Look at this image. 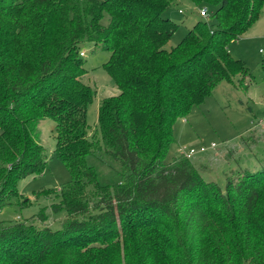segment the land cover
Segmentation results:
<instances>
[{
  "label": "trees",
  "instance_id": "trees-1",
  "mask_svg": "<svg viewBox=\"0 0 264 264\" xmlns=\"http://www.w3.org/2000/svg\"><path fill=\"white\" fill-rule=\"evenodd\" d=\"M191 1L215 6V24L197 20L166 49L178 23L162 13L176 0H0V210L19 179L45 169L43 118L70 174L57 191L63 227L43 211L41 227L0 220V264H264V160L227 174L224 188L184 153L163 161L176 119L222 83L247 92L250 72L229 43L264 0ZM85 42L108 51L103 67L119 90L98 106L101 140L87 135ZM98 151L115 180L90 162Z\"/></svg>",
  "mask_w": 264,
  "mask_h": 264
},
{
  "label": "rangeland",
  "instance_id": "rangeland-1",
  "mask_svg": "<svg viewBox=\"0 0 264 264\" xmlns=\"http://www.w3.org/2000/svg\"><path fill=\"white\" fill-rule=\"evenodd\" d=\"M208 9V16L201 17L200 7ZM181 10V12H180ZM215 6L202 4L196 6L191 0H176L162 13L163 17L173 19L178 27L165 48L170 49L185 36L187 29L197 20L215 24L213 12ZM231 54L244 61L250 72V84L247 92L234 84L222 83L208 95L204 102L194 106L190 113L176 119L173 124L174 142L170 145L164 163H171L178 153L197 148L201 143H215L216 148L196 153L190 161L199 168L203 178L225 187L226 175L241 169L251 171L261 167L264 160V4L259 18L242 34L238 40L229 43ZM84 55L85 72L81 77L84 83L95 90L93 101L87 108V135L91 138L98 127L97 113L102 98L119 93L103 64L109 57L108 51L100 45L85 42L81 46ZM259 119L262 121L259 122ZM35 136L44 146L47 164L38 175H27L17 183V196L13 202L0 210V220L31 221L37 227L42 222L37 215L43 211L44 223L52 229H61L66 210L61 205L58 188L70 181L65 165L56 157L54 122L46 117L40 120ZM91 163L102 173L103 180H115L111 170L112 162L101 152ZM91 187V186H89Z\"/></svg>",
  "mask_w": 264,
  "mask_h": 264
},
{
  "label": "built area",
  "instance_id": "built-area-1",
  "mask_svg": "<svg viewBox=\"0 0 264 264\" xmlns=\"http://www.w3.org/2000/svg\"><path fill=\"white\" fill-rule=\"evenodd\" d=\"M181 12V10H180ZM199 14L201 17H207L208 16V9L204 6L199 8ZM80 55L83 56L84 53L83 51H80ZM262 121V119H259V122ZM216 148V144L210 143L208 145H205L203 143H201L197 148H190L188 150H186L184 153L185 157L190 159L191 157H193L196 153H203L205 151H207L208 149H215Z\"/></svg>",
  "mask_w": 264,
  "mask_h": 264
},
{
  "label": "crops",
  "instance_id": "crops-1",
  "mask_svg": "<svg viewBox=\"0 0 264 264\" xmlns=\"http://www.w3.org/2000/svg\"><path fill=\"white\" fill-rule=\"evenodd\" d=\"M241 37H242V36H241ZM229 51H230V49H229ZM230 53H231V52H230ZM193 165H194V164H193ZM194 166L196 167V165H194ZM200 167H201V168H202V167L205 168L207 171H208L209 169H211L210 167H208V166L205 167L204 165H201ZM200 167H199V168H200ZM196 168H197V167H196ZM199 168H197V169L199 170ZM240 169H241V168H240Z\"/></svg>",
  "mask_w": 264,
  "mask_h": 264
}]
</instances>
